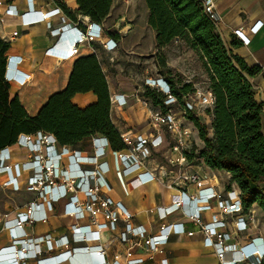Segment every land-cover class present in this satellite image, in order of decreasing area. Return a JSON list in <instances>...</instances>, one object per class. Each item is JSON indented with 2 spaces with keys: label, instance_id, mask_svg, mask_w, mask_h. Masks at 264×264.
I'll return each mask as SVG.
<instances>
[{
  "label": "built area",
  "instance_id": "obj_1",
  "mask_svg": "<svg viewBox=\"0 0 264 264\" xmlns=\"http://www.w3.org/2000/svg\"><path fill=\"white\" fill-rule=\"evenodd\" d=\"M204 14L215 25L218 31L220 16L216 11L218 0H199ZM5 13L20 19L23 28L45 24L55 42L45 52V56L56 61L74 59L79 48L83 45L98 42L108 53L117 51L118 43L107 32L102 23L92 22L86 17L78 16L76 20L63 14L60 25L54 27L50 22V15L36 9L33 0H27V9L20 10L15 5L5 6ZM237 39L244 45L249 44L242 29L234 32ZM19 37L18 32H13L7 38L9 44ZM6 41V42H7ZM22 60L18 57L8 56L5 80L10 85L17 78L28 79L29 76L21 71L19 66ZM149 89L162 96V105L154 106L152 101L144 97ZM214 97L209 89L205 94L196 92L187 94L179 100L173 93L171 84L163 77H147L138 89L130 95L112 94L111 112L114 108L124 109L137 105L148 112V126L146 131L130 130L119 132L120 140L124 145L121 151L112 149L106 136L96 135L92 138V151L82 152L69 146L60 145L52 134L38 132L34 135L22 134L14 145L26 148L29 152L27 162L11 164V147L0 151V176H6L4 187H20L19 181L24 173L28 174L25 189L28 193L35 194L36 200L30 204L26 212L14 220H9L7 215L0 213V224L7 230L15 231L12 250L0 254V264H26L29 259H37L44 251L30 250L32 245L39 247L47 244V253L59 251V254L38 260V264H64L73 262L77 253L89 255H102L105 248L100 245L89 246L95 242L93 232H82L78 225L72 227L71 238L63 237L55 240L51 235L28 239L29 235L24 227L37 222H45L47 204H57L70 199L67 207L68 215L77 221L86 220L90 226L99 225L102 217L111 232L119 231V222H124L123 231L118 233L112 242L119 241L128 245L126 262L124 264H143L144 257H137L136 249H141L148 260L154 261L157 255L165 253V245L172 236L186 235L193 237L194 232H189L184 223H168L170 216L180 212L182 217L194 223L204 235V244L214 249L220 264H262L264 259V238L251 241L255 253L248 255L242 250H237L236 245L227 244L232 240L230 233L221 232L227 226L222 216L244 212L239 189H231L225 193L207 188V177L198 171L189 172L186 154L193 149L192 131L184 126L189 114H205V110L212 109ZM111 156V166L108 158ZM161 158L166 167L182 169L177 185H194L198 194L190 196L181 192L179 200L169 207L157 208L158 219L162 223L156 234H149L143 226L134 227L131 224L133 215L121 202H116L110 196L112 186L106 175L110 169L125 192H129L138 182L139 170H147L157 166L154 171L166 168L159 164ZM111 167V168H110ZM155 180L157 177L154 178ZM164 182V179H160ZM140 185V184H139ZM138 187V185H137ZM174 187V185H173ZM218 201L220 212L213 214L211 222L206 223L204 213L213 211V202ZM39 213V216L37 215ZM254 216L235 217V226L238 232L247 231V222L252 223ZM257 241L259 243H257ZM37 244H35V243ZM72 244L82 245L76 248ZM90 264V263H89ZM91 264H95L94 262ZM123 264L119 260L113 263ZM160 264H168L166 259Z\"/></svg>",
  "mask_w": 264,
  "mask_h": 264
},
{
  "label": "crops",
  "instance_id": "obj_2",
  "mask_svg": "<svg viewBox=\"0 0 264 264\" xmlns=\"http://www.w3.org/2000/svg\"><path fill=\"white\" fill-rule=\"evenodd\" d=\"M33 1L37 10L50 15V22L54 27L60 25V17L65 14L60 4L65 5L77 17L80 16L77 14L78 5L76 0ZM11 4L25 11L27 0H0V38L7 41V38H10L13 32L19 33V37L10 44L11 48L8 55L22 60L19 68L29 78L19 77L11 83L10 96L11 98L18 96L20 103L30 117L36 116L52 95L66 89L74 64L80 58L91 55L98 58L108 84L110 96L112 94L130 95L138 89L145 78L154 77L148 69H145L142 81L131 83L125 81L130 79L124 77L120 72L122 60L125 59L130 63L139 64L143 60L142 58L151 56L150 52H154L156 49V32L148 24L149 9L146 0H115L109 16L101 22L107 32L118 43L117 51L112 54L108 53L100 43L94 42L81 46L74 59L60 62L45 56L47 49L56 40L50 35L46 25L40 24L23 28L19 18L5 13V6ZM216 11L220 16L218 32L227 46L231 47V45L237 44L238 47L233 49L234 54L243 58L249 67H259L261 69L260 74L251 79V83L254 86L257 101L264 104V0H218ZM88 20L89 18L86 17L85 21ZM240 28L249 40L248 45H244L234 35V32ZM175 40L177 42L179 39ZM145 63L143 64L144 67L148 65ZM116 80L120 81L118 87L114 85ZM96 102L97 98L93 93L77 94L73 99V103L82 109ZM143 112L136 104L131 108H114L111 112L112 123L118 132L146 131L145 126H139L141 113ZM205 118L211 121L207 114H205ZM262 126L264 132V108ZM91 140L92 138L87 139L77 150L90 153L92 151ZM11 154V164H22L27 162L29 158L28 150L18 145L11 147ZM158 161L161 166L166 167L161 158H158ZM108 162L111 166V156L108 158ZM156 166L154 164L150 169L139 172L138 182L134 184L129 193L123 191L113 170L110 169L106 175L112 186V192L110 193L112 199L121 202L133 215L131 224L134 227L143 226L149 234H156L162 224L158 219L157 208L172 206L179 200L181 192H186L190 196L198 194L194 185L184 186L175 183L178 182L183 172L180 171L182 169L176 168L173 171L170 170V172H166L164 169L155 172L154 168ZM189 172H192V170H189ZM201 173L207 177L205 183L207 188H212L220 193H225L231 189L238 190L236 184H231L232 176L227 172L213 171L206 168ZM27 177L28 174L24 173L19 181L20 187L7 188L3 186L6 176H0V213L7 215L9 220H14L18 215L25 213L27 207L36 200L35 194L28 193L25 189ZM155 177H157L156 180ZM160 179H165L166 182H162ZM70 202V199H66L57 204H47L45 207L47 220L24 227L29 235L28 239L36 240V238L47 235H51L55 240L63 237L71 238L72 227L78 225L82 232L94 233L95 242L90 243L89 246H103L105 252L102 255L89 256L79 252L74 256L73 262L64 264H91L93 262L102 264L104 262L113 263L115 260H119L124 264L128 245L119 241L112 242V239L123 231L124 222H119L118 232H111L108 223L102 217L99 225L92 227L86 220L77 221L68 215L67 207ZM219 212V202L214 201L213 211L204 213L205 222L210 223L212 215ZM247 213L254 217L258 215L264 217V213L255 204L248 212L242 211L222 216L227 221V226L221 232L232 235V240L227 244L236 245L237 250L253 255L256 249L251 241L256 238H264V227L259 226L258 221L247 222V231L238 232L235 226V217H246ZM37 215L39 216V213ZM167 222L184 223L187 230L195 234L193 237L186 235L172 236L164 247L165 253L157 255L154 261L148 260L147 255L141 249H136L137 257L145 258L143 264H160V261L164 259L168 261V264H220L214 249L204 244V235L194 223L185 220L180 212L170 216ZM14 238L15 231L7 230L3 224H0V254L12 250ZM257 243L259 242L257 241ZM78 246L82 245L72 244L73 248ZM38 248L44 251L43 255L38 256L37 259H29L26 264H38L40 259L59 254V251L47 253L45 251L48 248L47 244H41L39 247L33 244L30 250L34 252Z\"/></svg>",
  "mask_w": 264,
  "mask_h": 264
},
{
  "label": "trees",
  "instance_id": "obj_3",
  "mask_svg": "<svg viewBox=\"0 0 264 264\" xmlns=\"http://www.w3.org/2000/svg\"><path fill=\"white\" fill-rule=\"evenodd\" d=\"M115 0H76L77 14L101 23L110 14ZM149 26L156 32V47L162 48L175 39L200 53L209 76V91L214 105L208 110L211 128L189 114L188 119L198 131L204 148L200 158L213 171L231 174L244 212L257 204L264 213V104L257 101L251 79L260 74L259 67H249L234 54L237 44L227 46L215 25L204 14L199 0H146ZM64 13L73 14L63 4ZM11 45L0 38V151L17 142L20 135L38 132L52 134L62 146H78L93 136H106L115 151L124 149L111 119V96L101 63L95 55L78 59L66 89L50 97L40 112L30 117L18 96L11 98V85L5 80ZM173 93L182 100L193 92L185 85L177 90L169 79ZM93 93L95 104L79 108L73 103L77 94ZM144 97L154 106L162 105L161 95L147 89ZM194 147L186 154L190 162ZM264 264V259L262 261Z\"/></svg>",
  "mask_w": 264,
  "mask_h": 264
},
{
  "label": "rangeland",
  "instance_id": "obj_4",
  "mask_svg": "<svg viewBox=\"0 0 264 264\" xmlns=\"http://www.w3.org/2000/svg\"><path fill=\"white\" fill-rule=\"evenodd\" d=\"M150 54L152 55L142 58L143 60L139 64L130 63L125 59L122 60L120 72L124 77H128L130 79L125 81H130L131 83H140L142 81L141 79L144 75L145 69H148L154 77L160 76L165 79H169L172 84L175 85L177 90L182 89L185 85H189L193 90V92L190 94H194L196 92L205 94L207 88L209 89L210 80L206 70L205 61L202 59L200 53L191 50L184 41L178 40L176 42V40H174L169 45H166L162 48L156 47L155 51L150 52ZM144 63L148 65L144 67ZM119 82L120 81L116 80V83H114L115 87L119 86ZM121 87L124 88L123 86ZM208 110L210 109L205 110V114H207L211 118L210 114L207 113ZM142 111L144 112L141 113L139 126H148V112L147 110L143 109ZM205 114L202 113L200 115H197V117L208 128H211L212 118L211 121H208L205 118ZM182 123L192 131V140L194 147V155L190 162L187 160V166L189 167V170L203 172L207 168L205 166L204 160L200 158V153L204 148V144L200 139H198V131L188 118L187 120H183ZM81 146L82 144L79 145L78 148ZM165 168L166 172H170L171 168ZM223 178L225 179L226 177ZM164 182H166L165 179ZM125 195L126 194L124 193V196ZM254 221H258L259 226L264 227V217H262L261 215H258L257 217L255 216Z\"/></svg>",
  "mask_w": 264,
  "mask_h": 264
},
{
  "label": "bare ground",
  "instance_id": "obj_5",
  "mask_svg": "<svg viewBox=\"0 0 264 264\" xmlns=\"http://www.w3.org/2000/svg\"><path fill=\"white\" fill-rule=\"evenodd\" d=\"M141 171H143V169L142 170H139V172H141ZM124 191V190H123ZM125 192V191H124ZM125 193H129V192H125Z\"/></svg>",
  "mask_w": 264,
  "mask_h": 264
}]
</instances>
